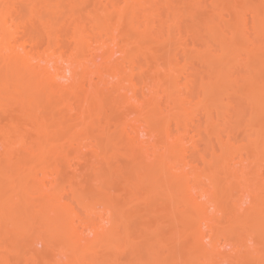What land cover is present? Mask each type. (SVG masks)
Returning <instances> with one entry per match:
<instances>
[{"label": "bare ground", "instance_id": "obj_1", "mask_svg": "<svg viewBox=\"0 0 264 264\" xmlns=\"http://www.w3.org/2000/svg\"><path fill=\"white\" fill-rule=\"evenodd\" d=\"M254 54L264 0H0V250L42 245L0 264H264ZM73 161L98 169L106 227L54 182Z\"/></svg>", "mask_w": 264, "mask_h": 264}, {"label": "rangeland", "instance_id": "obj_2", "mask_svg": "<svg viewBox=\"0 0 264 264\" xmlns=\"http://www.w3.org/2000/svg\"><path fill=\"white\" fill-rule=\"evenodd\" d=\"M222 41H223V43L225 44L224 40H222ZM222 41H221V43L218 41V43L222 44ZM222 45H223V44H222ZM222 45H221V46H222ZM225 45H226V44H225ZM225 45H223L222 47H224ZM225 49H226V48H225ZM225 49H224V50H225ZM226 50H229V49H226ZM262 51H263V50H262ZM224 52H225L224 55H223V54H222V55H223V56H226V51H224ZM258 54H259V53H258ZM260 55H262V54H260ZM263 55H264V54H263ZM256 56H257V54L251 55V57H250V61L252 60L253 62H255L254 59L257 60ZM262 58H263V57H262ZM248 59H249V58H248ZM215 60H216V59L214 58V59H213V62H214V63L212 62V60H210V62L208 61V63H207V65L209 64V67H210V75H213V74H215V73L218 71V70H212V69H213L212 67L215 66V64H216V62H217V60H216V61H215ZM258 60H261V56L258 58ZM262 60H263V59H262ZM218 62H220V60H218ZM256 62H257V61H256ZM256 62L253 63V64H257ZM210 63H211V64H210ZM262 63H264V61H260V63H258L256 66L258 67V65H259V69H260V70L262 71V73H263V72H264V70H263V69H264V64L261 65ZM212 64H213V65H212ZM210 65H211L212 67H211ZM216 66H220V64H219V65L216 64ZM216 66H215V67H216ZM253 66H254V65H253ZM220 67H221V66H220ZM254 68H255V67H254ZM215 69H216V68H215ZM219 69H220V68H219ZM256 69H258V68H256ZM255 71H256V70H255ZM255 71H254V72H255ZM252 72H253V71H252ZM254 72H253L252 74H254ZM256 73H260V72H256ZM258 75H259V74H258ZM258 75H257V76H258ZM261 75H262V74H260L259 76H261ZM214 76H216V75H214ZM257 76H255V77H257ZM212 78H213V77L211 76V79H212ZM262 78H263V76H262ZM210 84H212V82H211ZM214 85H215V84H214V82H213V86H214ZM211 87H212V86H211ZM257 110H258V108H257ZM254 111H255V110H254ZM260 112L263 114L264 110H263V111H262V110L260 111V109H259V113H260ZM251 113H252V112H251ZM256 113H257V112L253 113L252 116H250V117H254V115H255V117H256V116L258 117V115H256ZM261 113L259 114L260 116H261ZM250 115H251V114H250ZM262 116H263V115H262ZM250 117H248V118H250ZM255 117H254V119H258V118H259V117H258V118H255ZM263 117H264V116H263ZM263 117H262L261 120H263ZM251 119H252V118H250V119L248 120V122H249V126H250V127H251V125L255 126V121H254V119H252L253 121H251ZM250 121L253 122V124H252V123L250 124ZM263 122H264V121H262V123H263ZM259 123H260V122H258V126L261 124V123H260V124H259ZM256 124H257V122H256ZM251 129H252V131H253L254 128L252 127ZM73 163H74V165H75L76 162L73 161ZM73 163L71 162L70 164L73 165ZM78 163L81 164L82 162H78ZM78 163H76L77 166L79 165ZM82 164H83V165H82ZM82 164H81L82 166H81V165L78 166V167H80V168L78 169V167H77V168H74L76 165H75V166L73 165V167H71L72 165H70V167H67L68 164H67V163H64L63 166H62V168L59 167L58 171H59V172L61 171V172H60L61 174H65V173H67V174L72 175V176H71V177H72V180H71V178H70V175L65 174V175H67V177H68V179L66 178V180H65V178H64L61 174H59V176H57L56 181L54 180V182H57V183H58V179H59V181H60V184H61L62 182L67 181L68 183H63V186H64V184H65L66 187H67V185L70 186V185L72 184V185H71L72 187L76 188L77 191L79 190V195H80V193H82V192L85 190L84 192H85L86 195H84V194H83V195H84V197L86 196L87 198H86V197L83 198V201L86 200V202H84V204L87 203V202H89V204H92L91 206H94V207H95L94 209L96 210V212H94V215H95V213H97L95 216H94V215H93V216L91 215V217L94 218V221H95V220H96V221H99V218H101V216H102L103 219L101 218V221H105V220H104V219H106L105 216H108L107 214H109V213H107V212H106L107 214H106V213H103V211H104L103 209H104V208H102V207H103V205L106 206V208H105L106 210H105V211H108V210H107V208H108V204L106 203L108 200H107L106 198H104V193L107 194V191H108V190H107V189H104V191H103V189H100V190H99V187H100L99 185H100V184H99V181H98V180H100L101 177L98 175V173H97V175H96V171H97L98 169H96V171L94 170V176H97V177H95V178H98V176H99L98 179H95L94 177H92V176H93V170H92V167H94V166H92L91 164L88 165V163H86L87 165H86L85 163H82ZM84 164L86 165V167L89 166L88 168L85 167V170L83 169ZM90 165H91L92 167H91ZM81 167H82V169H81ZM71 168H72V169H71ZM90 168H91V169H90ZM96 168H98V167L96 166ZM73 169H74V173H71V172H73ZM76 169H77L78 171H80V174H79V172H78ZM86 169H87V170H86ZM50 170H51V169H50ZM48 171H49V170H48ZM58 171L56 170V172H58ZM76 171H77V172H76ZM90 171H91V173H90ZM49 172H50V171H49ZM62 172H63V173H62ZM88 172H89V173H88ZM54 173H55V170H54ZM54 173L51 172V174H53V175H50V176H49L48 173H47L46 177L49 176L48 179H50V180H49L48 182H46V183H49V182L53 183V179H54V176H55ZM75 173H76V174H75ZM49 174H50V173H49ZM55 174H56V173H55ZM74 174H75V175H74ZM91 174H92V176H91ZM39 175H40L41 177L43 176V175H41V174H39ZM56 175H57V174H56ZM65 175H64V176H65ZM78 175H79V176H78ZM81 175H82V176H81ZM86 175H87V176H86ZM74 176H75V177H74ZM76 176H77V177H76ZM89 176H90V177H89ZM59 177H60L62 180H61ZM62 177H63V178H62ZM65 177H66V176H65ZM78 177H79V178H78ZM83 177H84V179H83ZM43 178H44V181H45L46 178H45V177H43ZM52 178H53V179H52ZM55 178H56V177H55ZM73 178H75V179L78 178V179H79L78 182L75 181V179H73ZM85 178H86V179H85ZM89 178H90V179H89ZM93 178H94V179H93ZM92 179L95 180V182H94ZM69 180H70V181H69ZM83 180H84V182H83L84 184L82 183ZM91 180H92V181H91ZM96 180H97L98 183L96 182ZM101 180H102V179H101ZM73 181L75 182V184H73V183H74ZM80 181H81V182H80ZM69 182H70V183H69ZM85 182H86L87 184H86ZM101 182H102V181H100V183H101ZM76 183H77L78 185H77ZM80 183H81L82 185H81ZM95 183H96V184H95ZM85 184H86V185H85ZM73 185H74V186H73ZM76 185H77V186H76ZM80 185L82 186L81 188H79ZM83 186H84V187H83ZM102 187H103V186H102ZM67 188H68V187H67ZM95 188H97V189L99 190V192H100V191H103V192H104V193H102L103 195H101V197H100V200L102 201L103 205H102V203L100 204L99 202H97V201H100V200H94V199H97L98 196H100V195H99V192H98V191L96 192L97 189L95 190ZM82 189H83V191H82ZM86 191H88V192H86ZM84 192H83V193H84ZM95 193H97V194H95ZM76 194H78V192H77ZM94 194H95V195H94ZM79 195H78V197H81V196H82V195H81V196H79ZM96 195H98V196H96ZM94 196H96V197H94ZM107 196H108V194H107L105 197H107ZM93 197H94V199H93ZM107 198H108V197H107ZM98 199H99V197H98ZM103 199H104L105 201H104ZM101 201H100V202H101ZM99 204H100L101 206H100ZM129 206H130V205H129ZM129 206H127V207H129ZM130 207H131V206H130ZM101 209H102V210H101ZM79 210H81V209H79ZM83 210L85 211V209H83ZM84 211H83V212H84ZM83 212H82V213H83ZM103 214H104V217H105V218L103 217ZM84 216H85V213H84ZM96 216H97V217H96ZM95 217H96V218L99 217V218H98V219H95ZM84 218H85V217H84ZM91 220H92V219H90V220L88 221V223H86V222H87L86 219H81V220H79L81 223L78 221V222H79V223H78V226H79L81 229L84 228L83 231H81V229L79 228V230L81 231V234H82V232H83V236L85 235L84 232L86 233V231L88 232V235L91 234V233L89 232L91 226H95V225H96V224H92V223H94L93 221L90 223ZM85 221H86V222H85ZM101 221H99V222H101ZM106 222H107V221L103 222V224L106 223ZM82 223H84L85 225L82 224ZM96 223L98 224V222H96ZM79 224H80V225H79ZM107 224H108V223H107ZM107 224H106V225H107ZM82 225H83V226H82ZM88 225L90 226V228H89ZM104 225H105V224H104ZM106 225H105V227H106ZM81 226H82L83 228H82ZM86 226H87V228H88L87 230H85V229H86ZM97 226H98V225H96V227H97ZM99 226H101V227L103 228V225H102L101 223L99 224ZM99 226H98V229L101 228V227H99ZM163 230H165V231L167 232V235H171V234L174 232V229H173L171 226H168L167 224H166V225L163 224ZM263 232H264V230H263ZM32 233H33V234H32ZM32 233L30 232L28 235L25 234L26 236L23 235V236H24V239L22 238L23 236H18L19 238H18V237L16 238L17 240L22 238L24 241H23V240H22V241L18 240V242L20 241V242L18 243L17 241L13 240V242H12V243H13V248H14V246H15V248H16V249L14 248L15 251L17 250L18 253H19V252H20V253L22 252V253H21V256H22V254H23L25 251L27 252V249H26V248H29V246H30V244H31L30 241H32V239L34 238L33 236H35V235H34V232H32ZM259 233H260V232H259ZM86 234H87V233H86ZM29 235H30V236H29ZM31 235H32V236H31ZM27 236H29V237L31 238L30 241L28 240L29 238H28V239L26 238ZM85 236H87V235H85ZM15 237H16V236H15ZM20 237H21V238H20ZM32 237H33V238H32ZM89 237H90V236H89ZM12 238H14V237H12ZM12 238H10V239H12ZM14 239H15V238H14ZM26 239H27V240H26ZM11 241H12V240H11ZM26 241H28V242H27L28 244H25ZM14 242H17V243L14 244ZM23 242H25V243H23ZM32 242L34 243V244L31 245V248L33 249V251L38 252V251H37L38 249L41 250V246H42V245H41L40 243H39V244H36L37 242L35 243V240L32 241ZM9 243H10V240H9ZM9 243H8V244H9ZM20 243H21L22 246L19 245ZM29 243H30V244H29ZM10 244H11V243H10ZM10 244H9V246H10ZM23 244H24V245H23ZM17 245H19V246H17ZM26 245H27V246H26ZM28 245H29V246H28ZM16 246H17L18 248H19V247L22 248V247L24 246L23 248H25L26 250L24 249V251H23V249H22V251H20L21 248L18 249ZM10 247H11V249H12V245H11ZM31 248H29V250H31V251H28L29 253H28V252H27V254L25 253L26 256L28 255L27 258H24V257H26V256H24V255H23L24 257H20V253L18 254L19 256H18V258H17V257H16L17 255H16V256H15V255L13 256V255H12V254H13L12 251H9V250H7V249L0 250V251H1V252H0V256H1V254H6L7 251H8V253H7V255L9 254L8 257H9L10 255H12L11 257H14V259L11 258V259H12V260H11L12 262H14V263H15L16 261H17V262H23V261H25V259H26V260L29 259L30 256H31V254L33 255L32 259H34V257L36 256V255L34 254V252L32 251ZM2 252H3V253H2ZM51 252H52V251H50V253H51ZM15 253H16V252H15ZM30 253H31V254H30ZM16 254H17V253H16ZM36 254H37V253H36ZM51 254L54 255L55 253L52 252ZM51 254H49V255H51ZM29 255H30V256H29ZM54 256H55V255H54ZM28 257H29V258H28ZM49 257L52 258L51 256H49ZM15 258H16V259H15ZM53 258H54V257H53ZM32 259L30 258L29 260L31 261ZM29 260H27L28 263L30 262ZM17 262H16V263H17ZM12 264H13V263H12ZM133 264H136V263H133Z\"/></svg>", "mask_w": 264, "mask_h": 264}]
</instances>
